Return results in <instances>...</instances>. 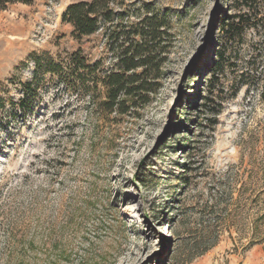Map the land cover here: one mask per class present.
Listing matches in <instances>:
<instances>
[{
	"label": "rangeland",
	"instance_id": "obj_1",
	"mask_svg": "<svg viewBox=\"0 0 264 264\" xmlns=\"http://www.w3.org/2000/svg\"><path fill=\"white\" fill-rule=\"evenodd\" d=\"M81 1L0 14V96L20 99L34 54L107 57L103 31L77 41L62 23ZM117 3L130 22L144 4L172 22L158 91L135 116L100 119L38 75L34 114L0 132V264H264V0Z\"/></svg>",
	"mask_w": 264,
	"mask_h": 264
},
{
	"label": "trees",
	"instance_id": "obj_2",
	"mask_svg": "<svg viewBox=\"0 0 264 264\" xmlns=\"http://www.w3.org/2000/svg\"><path fill=\"white\" fill-rule=\"evenodd\" d=\"M25 2L0 0V14L11 5ZM117 4V0H90L66 8L62 23L72 27L73 38L82 41L103 31L107 57L91 63L79 49L64 67L34 54L31 58L36 67L33 79L15 83L20 99L14 101L0 96V132L13 123L26 122L34 114L40 100L38 75L57 78L70 91L88 99L101 115L100 119L115 116L116 120H122L135 116L151 103L173 46L172 22L152 4L137 9V22H130L126 18L128 11H118ZM257 76L263 82L264 100V62ZM212 84V80L207 82L209 86ZM182 167L184 173L190 168L185 164Z\"/></svg>",
	"mask_w": 264,
	"mask_h": 264
}]
</instances>
